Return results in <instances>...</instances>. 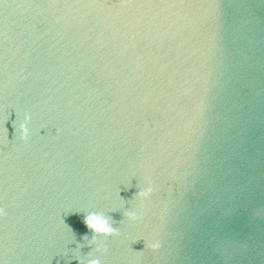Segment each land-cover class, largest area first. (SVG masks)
I'll return each mask as SVG.
<instances>
[{
  "label": "water",
  "instance_id": "95a60500",
  "mask_svg": "<svg viewBox=\"0 0 264 264\" xmlns=\"http://www.w3.org/2000/svg\"><path fill=\"white\" fill-rule=\"evenodd\" d=\"M94 259L264 264V0H0V264Z\"/></svg>",
  "mask_w": 264,
  "mask_h": 264
},
{
  "label": "clouds",
  "instance_id": "9594fccd",
  "mask_svg": "<svg viewBox=\"0 0 264 264\" xmlns=\"http://www.w3.org/2000/svg\"><path fill=\"white\" fill-rule=\"evenodd\" d=\"M19 131L21 134V137L25 136L27 134V128L24 124L19 125ZM152 191V189L145 188L143 191H140L139 195L143 197H147L149 193ZM84 224L88 229H90L92 232L96 234H103L105 236H110L114 234V229L111 228V226L108 224L107 220L103 218L102 216L95 214V213H89L84 217L83 220ZM151 248L156 249L159 247V241H153L149 245ZM90 264H100L99 259H94L90 261Z\"/></svg>",
  "mask_w": 264,
  "mask_h": 264
}]
</instances>
